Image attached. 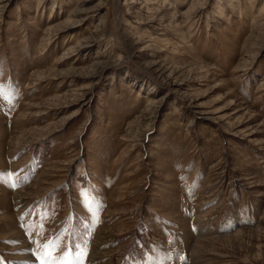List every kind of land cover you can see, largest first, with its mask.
Returning <instances> with one entry per match:
<instances>
[{"label":"rangeland","instance_id":"374dc122","mask_svg":"<svg viewBox=\"0 0 264 264\" xmlns=\"http://www.w3.org/2000/svg\"><path fill=\"white\" fill-rule=\"evenodd\" d=\"M0 91V264H264V0H0Z\"/></svg>","mask_w":264,"mask_h":264},{"label":"snow or ice","instance_id":"6c2138e0","mask_svg":"<svg viewBox=\"0 0 264 264\" xmlns=\"http://www.w3.org/2000/svg\"><path fill=\"white\" fill-rule=\"evenodd\" d=\"M2 94V91H0ZM0 186H7L12 190L21 186L18 175L13 180V174L0 173ZM83 205L89 213L91 227L84 226L85 235L91 237L95 231V227L99 222L97 208L94 207L95 198L89 191L80 193ZM39 221L31 230L30 244L33 245L31 250L32 256L37 264H85L89 254V240L80 237L77 239L78 233L72 228V218L68 217L64 227L54 235H48L46 225L50 220L47 212L39 213Z\"/></svg>","mask_w":264,"mask_h":264},{"label":"bare ground","instance_id":"6f19581e","mask_svg":"<svg viewBox=\"0 0 264 264\" xmlns=\"http://www.w3.org/2000/svg\"><path fill=\"white\" fill-rule=\"evenodd\" d=\"M75 51H76V50H75ZM72 52H74V50H72L71 53H72ZM68 54H69V53H68ZM13 231H14V230H11L10 233H12ZM15 231H16V230H15ZM17 233L20 235L19 232H17ZM10 235H11V234H10ZM24 253H25V252H24ZM26 257H27L26 259L28 260V262H30V261H31L30 257H29L28 255H26ZM23 258H25V257L23 256ZM24 260H25V259H24ZM31 262H32V261H31Z\"/></svg>","mask_w":264,"mask_h":264}]
</instances>
